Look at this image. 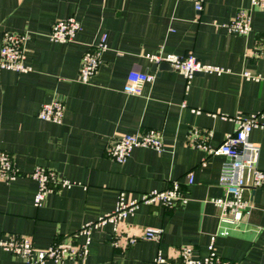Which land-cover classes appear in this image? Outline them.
<instances>
[{
    "label": "crops",
    "instance_id": "0c3cea01",
    "mask_svg": "<svg viewBox=\"0 0 264 264\" xmlns=\"http://www.w3.org/2000/svg\"><path fill=\"white\" fill-rule=\"evenodd\" d=\"M239 9L251 13L247 35L227 28ZM68 17L82 26L75 41H52L53 25ZM6 32L28 36L26 63L32 70H0V151L13 156L18 172L0 181V239L24 236L47 248L112 213L120 193L131 200L179 181L186 204L174 209L141 204L125 221L131 231L161 228L158 242L115 248L108 223L93 229L85 259L58 264H155L159 251L181 264L180 247L189 245L195 257L204 258L213 235L220 258L264 264V189L245 191L251 209L238 223L221 221L212 199L225 195L219 179L228 159L196 148L191 136L193 130L209 131L208 144L217 148L234 132L237 115H260L264 125V79L243 76L246 71L264 76V10L250 0H206L200 13L189 0H0V49ZM104 35L108 47L101 66L85 83L79 78L82 55ZM188 52L226 72L188 80L172 67L151 71L148 55ZM131 70L154 73L156 79L141 94H129ZM55 98L65 104L62 124L38 117L42 105ZM150 129L162 133V152L135 148L124 164L107 156L112 139ZM250 141L260 147L264 171V127L255 128ZM38 166L70 186L58 187L37 208L38 184L31 174ZM0 264L26 263L0 249Z\"/></svg>",
    "mask_w": 264,
    "mask_h": 264
},
{
    "label": "built area",
    "instance_id": "2783aa9c",
    "mask_svg": "<svg viewBox=\"0 0 264 264\" xmlns=\"http://www.w3.org/2000/svg\"><path fill=\"white\" fill-rule=\"evenodd\" d=\"M179 1V0H178ZM194 3L195 10L200 13L206 0H189ZM253 8L264 10V0H250ZM229 31L241 35H247L252 30L251 13L248 9H239L235 17L227 24ZM82 30L81 23L74 17L58 20L51 30L50 39L59 43L75 41ZM28 41L26 34L6 32L3 35L0 49V70H11L18 73H28L32 68L26 63L27 55L25 45ZM107 37L104 35L100 42L88 49L82 55L79 78L85 83L98 73L102 63V55L107 50ZM152 64H169L173 69L181 72L186 79H191L196 74H222L225 69L204 64L198 60L193 52L185 55L155 54L148 55ZM243 76L249 80L259 81L264 76L253 75L246 71ZM156 77L148 71L131 70L128 73L125 91L129 94L139 95L143 85L152 84ZM65 114V104L55 98L42 105L39 111V119L42 121L62 124ZM236 124L233 133L228 134L222 144L217 148L209 146L208 141L212 135L209 131H191L193 145L207 154L222 155L228 160L223 163L220 171L219 184L224 189V197L212 199V203L219 210L221 221L238 223L240 215L249 213L250 201L244 197L248 189H264V171L259 166L260 147L250 141L251 132L258 127H264L260 121V115H237L232 118ZM148 148L157 152L164 150L163 135L160 131L150 129L143 134H124L112 139L106 148V154L119 164H124L135 148ZM18 176L13 156L0 151V181L9 182ZM31 178L37 182L38 189L34 197L35 207H41L48 194L55 192L58 187L70 186L69 181L60 178L54 171L38 166L31 174ZM188 184L193 183L191 173L187 175ZM188 201L182 184L174 181L165 190H153L143 193L138 198L127 200L125 193H120L116 209L100 217L96 222L87 223L75 233L68 235L60 242H55L47 248H37L29 237L10 236L0 239V249H4L21 258L26 264H45L48 261L62 263L65 259L83 260L89 254L91 234L106 224L113 225L112 243L115 248L129 247L140 240L158 242L162 236L161 228L146 227L140 232L131 231L125 225L126 219L132 215L141 204L158 206L165 209H174L184 205ZM223 232L222 235H226ZM216 235L211 237L209 254L204 258L193 255L191 246H182L177 250V258L181 264H232L220 258L215 250ZM155 264H172L168 258L159 251Z\"/></svg>",
    "mask_w": 264,
    "mask_h": 264
},
{
    "label": "water",
    "instance_id": "95a60500",
    "mask_svg": "<svg viewBox=\"0 0 264 264\" xmlns=\"http://www.w3.org/2000/svg\"><path fill=\"white\" fill-rule=\"evenodd\" d=\"M170 67L171 66L167 63H162L160 65L153 64L151 71L156 72L157 69L165 70V69H168ZM199 74H202V73H199Z\"/></svg>",
    "mask_w": 264,
    "mask_h": 264
}]
</instances>
